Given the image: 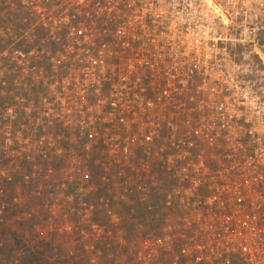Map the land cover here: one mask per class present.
<instances>
[{"label":"built area","instance_id":"built-area-1","mask_svg":"<svg viewBox=\"0 0 264 264\" xmlns=\"http://www.w3.org/2000/svg\"><path fill=\"white\" fill-rule=\"evenodd\" d=\"M33 195L60 264H264V0H0V224Z\"/></svg>","mask_w":264,"mask_h":264},{"label":"rangeland","instance_id":"rangeland-1","mask_svg":"<svg viewBox=\"0 0 264 264\" xmlns=\"http://www.w3.org/2000/svg\"><path fill=\"white\" fill-rule=\"evenodd\" d=\"M47 163L53 169L58 167L53 156ZM1 199L6 203L8 219L13 214L28 213L30 217L0 224V264H60L66 244L60 233L49 232L44 238L36 233L37 228L47 226L49 216L55 224L60 223V198H15L13 204Z\"/></svg>","mask_w":264,"mask_h":264},{"label":"trees","instance_id":"trees-1","mask_svg":"<svg viewBox=\"0 0 264 264\" xmlns=\"http://www.w3.org/2000/svg\"><path fill=\"white\" fill-rule=\"evenodd\" d=\"M128 210H133V211H137L138 210V207L136 204L134 203H131L128 207Z\"/></svg>","mask_w":264,"mask_h":264}]
</instances>
